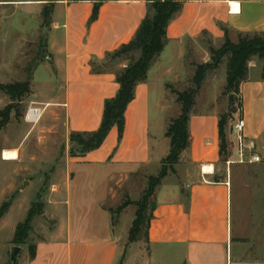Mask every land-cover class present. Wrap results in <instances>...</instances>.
I'll list each match as a JSON object with an SVG mask.
<instances>
[{
	"label": "crops",
	"instance_id": "0c3cea01",
	"mask_svg": "<svg viewBox=\"0 0 264 264\" xmlns=\"http://www.w3.org/2000/svg\"><path fill=\"white\" fill-rule=\"evenodd\" d=\"M94 1L57 0L52 6L51 23L47 28L46 47L51 66L46 63L45 68L51 70L53 77H61L65 95L63 99L58 93L51 91L43 102L48 108L47 115L59 108L57 104L63 103L67 134L85 127L96 128L100 124L103 110L99 109L103 108L106 98L115 95L119 87L115 81V73L128 64L126 59H108L107 54L134 38L151 2L103 0L94 16ZM225 30L231 40H235L240 32L264 31V0H182L180 10L166 27V45L152 60L147 78L136 85L134 98L125 109L124 130L115 154L95 156L94 150L76 156L65 154L56 171L46 173L43 189L50 185V190L44 194V204L49 208L54 224L51 228L44 226V230L41 229L47 236L40 235L34 242L33 259H30L27 248L22 264H117L118 255L125 248L128 230L123 236L117 234L116 222L112 223L109 211L113 207L106 205V201H120V191L130 194L128 188L133 175L149 164L153 135L150 133L149 111L151 90L156 81L154 77L169 74L172 77H187L189 67L210 59L209 47L221 45ZM192 42L195 44L192 45ZM130 54L137 58L140 49L136 48ZM224 62L225 60L220 65ZM262 66L259 58L253 57L250 60L248 78L240 85L239 94L246 147L255 151L260 160L264 159ZM252 68L255 70L253 75ZM218 70L219 67L208 72L202 86L208 79L212 82ZM190 71L192 76V68ZM80 77L98 82L100 89L97 101L94 99L95 93H92L89 103L91 108L87 109V113H91L95 107L98 112L72 123L68 115V89L69 84ZM165 92L164 89L161 91L162 94ZM219 93L220 90L215 94L214 100ZM158 99L156 105L161 103ZM35 102L38 101L30 100L29 105H34ZM213 107L198 111L192 107L190 111V146L186 152L189 165H193L194 170L186 173L185 187H167L169 189L165 194L168 198H156L146 242L148 251L141 254L146 264H165L170 251L178 249L180 253L175 264H264V245L253 253L249 252L238 236L235 247L233 246L229 219L231 180L226 171L218 173V137L215 143L206 142L208 149L199 151L194 147L192 125L204 126L211 120L217 130L218 109ZM38 125L30 134L39 127L50 132L54 130L49 124ZM28 129L21 139L6 149L17 150L16 159L6 161H12L13 168L18 172L23 171L26 162L43 161L24 153L22 143ZM129 129L131 132L128 136ZM126 138L127 144L122 149ZM1 160L4 159L1 157ZM203 165L211 166L212 171L203 172ZM95 176L101 180L99 185L105 184V188L101 190L95 186L88 193L82 181ZM1 199L0 193V201ZM10 211L11 205L0 218V233L6 227L9 228L10 235L5 238L4 243L11 242L14 245L12 240L17 224L7 225L6 218ZM122 264H126L125 259Z\"/></svg>",
	"mask_w": 264,
	"mask_h": 264
},
{
	"label": "rangeland",
	"instance_id": "374dc122",
	"mask_svg": "<svg viewBox=\"0 0 264 264\" xmlns=\"http://www.w3.org/2000/svg\"><path fill=\"white\" fill-rule=\"evenodd\" d=\"M56 1L0 0V84L30 80V92L22 100L23 102L19 107V115L15 116L12 112L10 122L5 128L0 130V193L2 195L0 205L7 202L11 205V211L6 218L9 226L23 221L26 217L27 209L33 202L40 199L44 203V194L50 190V185L44 186L43 189L46 173L56 171L62 156L65 154L70 155L72 150V144L69 140L70 132L67 134L65 130L66 121L63 103L57 104L59 108L54 113L47 115L48 108L46 109V104L43 102L51 91L58 93L63 99L65 95L61 77H53L51 70L45 68L46 63L51 66L46 40L47 28L51 23L52 6ZM158 1L161 0H152V2ZM191 44L195 43L192 42ZM194 53L193 58L196 57ZM191 68L194 71V67H189L187 77H172L170 74L154 77L156 81L151 90L149 111L150 133L151 135L153 134L151 136L150 161L139 173L133 175L128 188L130 194L127 191H120L118 194L120 201L117 200L116 203L111 200L106 201V205H112V209L125 196L132 198V200H137L147 183V177L156 175L159 172L160 161L169 152V140L164 136V133L170 119L176 117L180 111L179 104L173 100L174 98L176 99L175 94L167 89L166 85L170 84L172 88L180 91L187 88L192 77ZM254 71L252 68V75ZM162 81L165 84H162L164 83ZM225 82L226 64L224 62L219 66L213 81L211 82L208 79L203 86L201 85L197 92L193 109L198 111L214 105L213 109L217 107L218 115L228 112L229 95L222 94ZM97 83V81L88 77H80L69 84V96L68 100H66L69 104L68 115L72 123H77L80 118H85L87 115L98 112L95 107L93 110L89 109L91 113H87V109L91 108L89 103L92 93H95L94 99L95 102L97 101L100 89ZM163 89L166 91L164 94L161 93ZM219 90V96L214 100V96ZM33 99L38 101L34 105L37 104V106L43 107L44 110L37 122L30 123L25 121L24 115L28 106H30L29 101ZM157 99L161 102L160 105H156ZM9 102L8 96L3 91H0V109ZM234 105L235 113L228 119L225 127L226 149L225 154L222 156H219V144L217 143L219 156L217 169L218 173L226 171L231 180L229 219L233 235V246L235 247L236 239L239 236L242 238V242L246 244L244 248L253 253L264 245V159L249 162L248 160L252 159L256 154L255 151L247 148L244 149V153L239 151L236 134L232 132L233 124L240 118L241 114V98L239 95H237ZM100 110H103V108ZM40 123L41 126L43 123L52 125L54 130L50 132L44 127H39L38 130H34L30 134L31 130L34 127L37 128ZM192 126L195 134L194 147L199 151L205 148L208 149L206 142L215 143V140H217V130L211 120L204 126L199 124ZM98 127L99 124L96 128L91 126L77 131L90 132ZM27 128H29L27 136L22 143L24 153L36 156L38 159H43V161L26 162L23 171L18 172V170L13 168L14 163L12 161L1 160V152L3 149L9 148L10 144L21 139ZM130 132V129L127 130L128 136ZM120 143L121 138L118 139L117 128L112 127L103 144L99 148L94 149L93 153L95 154L93 155H114ZM126 144L127 138L123 143L122 149H125ZM15 151L17 152V150ZM186 151L188 150L182 153L183 157L181 155L179 162L174 165V172H169L161 180L160 185L157 187V189L159 188L158 196L155 195L157 189L154 192L153 204H155L156 198H168L165 193L170 187L174 185L185 187L187 184L185 180L187 179L186 173L188 171L191 173L190 171H193L194 167L189 165ZM82 183L86 185L88 193L92 192L95 186L101 190L105 188V184L99 185L101 180L98 176L85 179ZM124 192H127V194H124ZM42 209L45 216L39 214L32 219L31 229L27 233L25 242L20 244L21 250L17 264L23 263L24 253L27 251L28 244L34 243L40 235L47 236V233L43 234V227L51 228L54 224V219L48 211L49 208H46L44 204ZM134 209V206L129 205L118 219L116 218L115 231L119 236L125 235V231L129 230L134 218ZM9 235L10 230L7 227L5 231L0 233V264H10L9 252L13 245L10 244L11 242L9 244L8 242L4 243L5 238ZM144 251H148L144 240L132 243H128L126 240L123 253L120 256L118 255L117 264H122L124 259L126 264H146L141 255ZM170 252V257L164 261L165 264H175L178 259L179 249ZM148 264H153V262Z\"/></svg>",
	"mask_w": 264,
	"mask_h": 264
},
{
	"label": "trees",
	"instance_id": "16d2710c",
	"mask_svg": "<svg viewBox=\"0 0 264 264\" xmlns=\"http://www.w3.org/2000/svg\"><path fill=\"white\" fill-rule=\"evenodd\" d=\"M103 0L94 1V16ZM182 6V0H161L150 2L149 10L141 21L133 39L121 44L113 52L107 54L108 59H126L128 64L115 73V81L119 85L114 96L106 98L103 103V112L99 127L90 132L71 131L69 140L72 144L71 156L83 155L99 148L106 139L112 127L118 131V139L122 137L124 130V112L127 105L134 98V90L139 82L147 78V72L152 60L159 55L167 43L166 27ZM224 40L218 47H209L210 59L207 62L194 64L190 85L180 91L166 85L180 106L179 114L171 118L164 136L169 140V152L160 161V169L156 175L147 177V183L137 200L128 196L114 208L109 209L112 214V223L120 212L131 205L134 206V218L128 230L127 242L148 241V229L153 218L151 205L154 203L153 195L161 180L169 173L174 172V165L180 160L182 153L190 146L189 119L190 111L195 104V98L206 74L219 67L225 60L226 82L222 94L229 95V111L218 115L217 135L219 144V156L225 154L226 133L225 127L231 115L235 113V101L240 94V85L247 80L249 62L253 57L262 61V73L264 78V31L238 33L235 40L228 37L224 31ZM140 49V55L134 58L130 53ZM10 102L0 109V130L10 122L11 114L19 115V107L22 100L30 92V80L14 81L0 84ZM224 160V159H223ZM222 161V160H221ZM44 203L38 199L29 207L26 217L16 225L12 243L20 245L25 242L28 231L31 229V221L34 216L43 214ZM10 204L0 205V218L8 210ZM30 259L35 257V244H28Z\"/></svg>",
	"mask_w": 264,
	"mask_h": 264
},
{
	"label": "built area",
	"instance_id": "2783aa9c",
	"mask_svg": "<svg viewBox=\"0 0 264 264\" xmlns=\"http://www.w3.org/2000/svg\"><path fill=\"white\" fill-rule=\"evenodd\" d=\"M43 110H44L43 107L37 105L28 106L24 115L25 121L30 123L37 122L38 119L41 117ZM244 125H245L244 120L242 118H238L234 122L232 127V132H234L237 137V145L239 147V151H243V153H244V149L247 148L245 143V136H244ZM252 160L259 161L260 158L259 156L254 155L252 159L250 158L248 161L251 162ZM240 161H242V159H240Z\"/></svg>",
	"mask_w": 264,
	"mask_h": 264
},
{
	"label": "bare ground",
	"instance_id": "6f19581e",
	"mask_svg": "<svg viewBox=\"0 0 264 264\" xmlns=\"http://www.w3.org/2000/svg\"><path fill=\"white\" fill-rule=\"evenodd\" d=\"M40 119V118H39ZM38 119V120H39ZM1 156H2V158L4 159V160H11V159H16V156H17V153H16V151H14V150H6V149H4L2 152H1ZM201 170L203 171V172H211L212 171V167L211 166H205V165H203L202 167H201Z\"/></svg>",
	"mask_w": 264,
	"mask_h": 264
},
{
	"label": "water",
	"instance_id": "95a60500",
	"mask_svg": "<svg viewBox=\"0 0 264 264\" xmlns=\"http://www.w3.org/2000/svg\"><path fill=\"white\" fill-rule=\"evenodd\" d=\"M155 205L152 204L151 205V210H154ZM21 250L20 245H13L10 252H9V262L10 264H17V259H18V255L19 252Z\"/></svg>",
	"mask_w": 264,
	"mask_h": 264
}]
</instances>
